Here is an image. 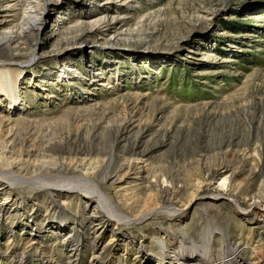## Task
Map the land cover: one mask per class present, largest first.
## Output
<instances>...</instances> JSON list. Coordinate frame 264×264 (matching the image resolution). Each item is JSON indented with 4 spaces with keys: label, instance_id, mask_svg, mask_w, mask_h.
Returning a JSON list of instances; mask_svg holds the SVG:
<instances>
[{
    "label": "rangeland",
    "instance_id": "1",
    "mask_svg": "<svg viewBox=\"0 0 264 264\" xmlns=\"http://www.w3.org/2000/svg\"><path fill=\"white\" fill-rule=\"evenodd\" d=\"M86 1L47 8L39 39H23L12 55L0 50V63L20 72L24 107L10 110L0 90V264H90L95 251L100 264H174L183 255L225 264L227 238L238 263L264 264V222L244 219L235 203L247 207L264 182V0L93 1L98 10ZM9 2L11 26L29 3ZM78 11L102 23L116 14L103 27L122 21L130 32L116 41L90 26L64 28ZM42 158L66 166L39 172ZM81 160L118 172L116 183L93 179L119 216L159 212L138 225L107 220L93 249L83 245L92 211L84 194L4 182L86 176L75 169ZM175 209L185 211H165ZM113 228L141 240L150 259ZM69 238L80 245L76 257Z\"/></svg>",
    "mask_w": 264,
    "mask_h": 264
},
{
    "label": "bare ground",
    "instance_id": "2",
    "mask_svg": "<svg viewBox=\"0 0 264 264\" xmlns=\"http://www.w3.org/2000/svg\"><path fill=\"white\" fill-rule=\"evenodd\" d=\"M63 0H27L28 7L23 10L22 13H20L21 20L16 23V25H11V19L9 17L11 16L10 13L14 9V5H11L9 0H0V50L5 52L7 55L14 54V48H19L18 44H21L23 39L27 42H32L35 37L39 39V35L42 33L45 22H46V15H47V8L50 9V7L56 6ZM97 0H87L86 2L89 5H92L93 8H96L95 10L100 9L101 7H98L95 2ZM104 4V3H102ZM108 8V7H107ZM103 8V9H107ZM78 9V7H77ZM63 17V16H62ZM85 16L83 14H80V11L76 12V14L71 17H63V23L62 25L69 24L68 21H76L74 24L69 25L67 27H64L68 30H74L76 27H93L96 30H99L100 32L104 33L106 32L109 34V37L113 38L114 40H118L119 37H122L124 35L127 36V34L130 32L128 29L122 28V25H120V22L117 21L114 25H111L109 28L103 27L102 23L103 19L101 17H95V18H84ZM72 18V19H71ZM116 14H111L109 17L108 23H112L115 21ZM105 23V24H108ZM64 25V26H65ZM81 25V26H79ZM124 27V26H123ZM125 36V37H126ZM36 50V49H34ZM66 51H61L56 57L62 58L64 60L63 66H71V63L69 62L68 58L65 57ZM36 60V57L33 56L31 60ZM12 64L11 62H2L0 63V90L2 92L9 94V101H7V106L10 110L17 109L21 110L24 107L22 106L23 103L21 102V99L18 98V94L15 92V78L16 76L20 75L19 73H14L15 69L11 68ZM14 70V71H13ZM97 74H95L96 77ZM98 81H104L99 75L96 77ZM112 82V81H111ZM108 81L107 86L108 88L113 87ZM104 83V82H103ZM102 84V83H101ZM106 85V83H105ZM121 135L124 133V129L121 130ZM124 135V134H123ZM1 154H4L2 152ZM5 155V154H4ZM49 157V156H48ZM21 158V157H20ZM16 159V157H15ZM134 159L133 161H128L126 164V167L128 168V172L132 173L134 172L137 167H139V160ZM21 160V159H18ZM24 160V159H23ZM51 159L42 158L35 162L33 165L36 166L37 170L39 169V172H43L45 170L46 172H51L50 168L57 169V170H63V168L66 166L65 162L60 161L59 163H54L53 161H50ZM22 162V160H21ZM142 162V161H141ZM57 167V168H56ZM98 167V166H97ZM95 165H89V162H85L84 160H81L78 162V164L75 166V169L78 168L80 171H83L84 175L86 176H78V177H71L68 179H64L63 182L60 183H54L52 181H48L43 177L37 176H17L16 180H13L10 182L4 181L5 183H9L11 185H18L19 186H27L31 188H45L46 190L54 193L57 192L59 194L62 193H78V194H84L85 202L88 207L92 206V211L89 213L84 220V225L81 226L82 233L85 235L83 245L84 246H90L93 249H97L99 247V242H96V240L101 236V233L107 230L109 224L107 220L116 222L117 224L123 225V226H130V225H138L142 223L143 221L149 219L152 217L153 214H156L159 212V210L150 211L148 213H145L140 216L136 217H128V216H119L117 212L119 211L117 208H115L111 201L107 199L105 194L103 193L101 189V185L96 182L93 179V176L99 175L97 173H100V176L107 182L116 183L117 181L121 180L119 177L118 172L115 170L113 171H106L103 172V170L98 169ZM82 174V175H83ZM63 178V177H62ZM140 178V176L138 177ZM1 180V179H0ZM156 183H158V180H156ZM225 181H220L219 185H224ZM155 187L154 184L150 185V188ZM161 189L163 192L169 191V185L166 183H163L161 185ZM222 193H217V196H221ZM249 202L247 204V207L243 206L240 202L235 201L236 205L238 206V209L243 211H239V213L243 216L246 220H258L261 222H264V182L260 185V188L257 190V192L252 195V197L248 198ZM167 212H170L172 215L175 212L182 213L185 210H165ZM174 215V214H173ZM186 215L182 214L180 217V220L185 218ZM106 218V219H105ZM115 223V224H116ZM58 230L57 233H62V231H65V226L63 224L59 226H55ZM112 232L116 235V237L120 240H127L128 245L131 246V248H134L144 259L149 260L150 258H147L150 256L149 251L144 248V245L142 244V241L139 239H135L132 233H123L120 231H117L116 228L112 229ZM68 245L72 248L70 253V258L76 257L78 253L76 254L78 246L76 244L75 238H69L68 239ZM225 252L227 255V259L225 261V264H241V262L238 263V261L234 260L235 255L232 248V243L229 238L227 240L225 239ZM228 251V252H227ZM234 257V258H233ZM100 258L101 255L95 251V254L90 259V264H100ZM207 258L202 255H186L181 257L180 259L176 260V263L174 264H189L190 262L193 264H205L207 262ZM152 261V260H151ZM144 262V261H143ZM243 264V263H242Z\"/></svg>",
    "mask_w": 264,
    "mask_h": 264
}]
</instances>
